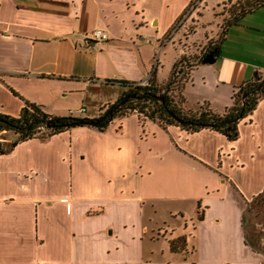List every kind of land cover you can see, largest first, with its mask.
I'll return each mask as SVG.
<instances>
[{
    "label": "crops",
    "instance_id": "crops-1",
    "mask_svg": "<svg viewBox=\"0 0 264 264\" xmlns=\"http://www.w3.org/2000/svg\"><path fill=\"white\" fill-rule=\"evenodd\" d=\"M195 2L0 0V115L17 117L28 102L51 117L94 120L127 92L124 83L164 85L178 60L202 56L192 46L198 27L181 34L198 26ZM95 30L107 40L91 42ZM208 54L214 62L191 70L181 96L189 111L222 114L238 87L264 74V7L227 28ZM15 141L0 134V264H264L245 224L264 193V98L234 142L135 113L103 132ZM159 204L187 218L183 228L144 221L145 207L154 215ZM150 230L157 235L146 241ZM161 232L168 239L157 250ZM181 238L183 250L171 252Z\"/></svg>",
    "mask_w": 264,
    "mask_h": 264
},
{
    "label": "trees",
    "instance_id": "trees-1",
    "mask_svg": "<svg viewBox=\"0 0 264 264\" xmlns=\"http://www.w3.org/2000/svg\"><path fill=\"white\" fill-rule=\"evenodd\" d=\"M234 5V4H233ZM236 8L229 11V18L223 21L221 37L214 49L221 44L227 28L236 26L245 16L264 7V0H240L235 4ZM206 55L199 58H181L174 65L168 81L164 85H158L153 78L148 79L142 86L138 84L124 83L127 92L122 96H130L127 100L119 99L109 106L101 117L111 110V114L106 116L95 129L103 132L109 124L116 118H124L132 113L137 114L141 121L157 123L163 129L167 127H179L181 130L195 134L202 130L216 132L228 142H234L238 138L239 123L250 116L256 109L258 103L264 98V74L254 72L251 78L236 89L232 96V104L222 114L212 111L207 105L200 106L196 111L186 109L185 101L181 96L184 82L187 81L191 70L200 65ZM180 84L179 95H174L175 85ZM83 120L79 118L66 117L56 118L47 115L40 106L24 102L17 117L0 115V134L13 133L16 141L12 147L18 143H23L31 139H46L54 135L67 131L70 128L88 127L72 126L60 128L61 125ZM84 120H90L84 118ZM96 120V119H94ZM177 121L184 122L183 125ZM49 125L50 128H46ZM4 150L0 147V154ZM264 196L259 195L256 199ZM252 201V202H253ZM251 202V203H252ZM201 216H198V220ZM185 240L177 239L169 243L171 252L183 250Z\"/></svg>",
    "mask_w": 264,
    "mask_h": 264
},
{
    "label": "rangeland",
    "instance_id": "rangeland-1",
    "mask_svg": "<svg viewBox=\"0 0 264 264\" xmlns=\"http://www.w3.org/2000/svg\"><path fill=\"white\" fill-rule=\"evenodd\" d=\"M200 0H196L194 3L195 6L193 9L191 8L189 11L193 12L194 9H199L197 14H201L200 21L198 23V26L193 24H188L187 27L182 30L181 34L187 35L190 33L195 32V28H197L196 32V40H199L200 42L192 44L193 48L198 50L201 55H203L205 52L210 50L215 44L218 43L221 32L223 28L222 18L223 21H227L229 18V11L232 10V8H236L234 6L240 0H236L235 3H227V0L224 4L221 2H218L217 0H205V6L200 9L199 2ZM218 3H220L218 5ZM151 10V8H150ZM202 10V11H201ZM219 15L222 16L219 17ZM184 16H188L187 13ZM198 16V15H197ZM194 20H198V17H194ZM181 21V20H180ZM178 22L175 26L176 29L179 27L182 23ZM179 25V26H178ZM206 37L215 35L210 41H207L205 39ZM171 51L164 52L163 54L159 55L160 61H168L169 54L171 55ZM172 56V55H171ZM170 56V57H171ZM180 84L175 85L174 95H179L180 93ZM171 205H157V213L154 215H149L148 208L145 207L143 218L144 221H151V223H148L151 225V227L154 228L155 224H161L162 227H176V228H183L185 220L187 218H181V216H173L169 209H171ZM187 209V206H186ZM186 217V216H185ZM188 217V216H187ZM165 224V225H163ZM245 224H246V236L248 242L257 250L264 254V196L261 199H256L252 203L249 204V207L247 209V212L245 214ZM150 227V228H151ZM157 232L154 231V233H151V230L149 231V234L147 236H144V239L147 241L152 235H157ZM160 238L153 243L154 247L159 250L164 247V241L168 239V237H165V235L160 234ZM146 246H148V243H146Z\"/></svg>",
    "mask_w": 264,
    "mask_h": 264
},
{
    "label": "water",
    "instance_id": "water-1",
    "mask_svg": "<svg viewBox=\"0 0 264 264\" xmlns=\"http://www.w3.org/2000/svg\"><path fill=\"white\" fill-rule=\"evenodd\" d=\"M214 62V57L212 54H208L202 61V64H212ZM128 98H130V96H124L122 99L123 101L127 100ZM111 114V110H108L106 112V114H104L103 117L101 118H98L96 120H78V121H75V122H72L71 124H67V125H61L60 128H69V127H72V126H76V125H80V126H88V127H91V128H96L99 126L100 122L108 115ZM178 124L180 125H183L184 122H181V121H177ZM46 128H50L49 125H46Z\"/></svg>",
    "mask_w": 264,
    "mask_h": 264
},
{
    "label": "built area",
    "instance_id": "built-area-1",
    "mask_svg": "<svg viewBox=\"0 0 264 264\" xmlns=\"http://www.w3.org/2000/svg\"><path fill=\"white\" fill-rule=\"evenodd\" d=\"M89 40L91 42H103L107 40V35L101 30H95L90 34ZM146 83L147 82L143 83L142 86H144ZM80 112H84V110H80Z\"/></svg>",
    "mask_w": 264,
    "mask_h": 264
}]
</instances>
